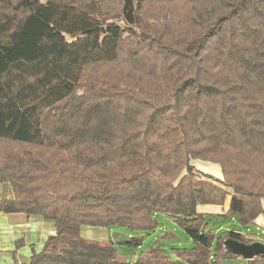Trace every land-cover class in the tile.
<instances>
[{
    "label": "trees",
    "instance_id": "trees-1",
    "mask_svg": "<svg viewBox=\"0 0 264 264\" xmlns=\"http://www.w3.org/2000/svg\"><path fill=\"white\" fill-rule=\"evenodd\" d=\"M146 5L165 11L147 17ZM120 60L129 80L84 82ZM0 139L32 149L3 157L0 183L14 197L0 212L55 225L29 264L240 257L224 240L254 239L212 231L197 206L229 196L224 216L242 228L263 213L264 0H0ZM157 213L192 241L176 260L152 247L129 262L113 242L80 236L84 226L149 232Z\"/></svg>",
    "mask_w": 264,
    "mask_h": 264
},
{
    "label": "rangeland",
    "instance_id": "rangeland-1",
    "mask_svg": "<svg viewBox=\"0 0 264 264\" xmlns=\"http://www.w3.org/2000/svg\"><path fill=\"white\" fill-rule=\"evenodd\" d=\"M115 4H110L109 8H111L112 12L114 11ZM165 9H159L157 5L151 6L146 5L142 11L144 15L147 17H153L154 14L164 13ZM170 11V10H169ZM125 63L123 61H119L112 66L105 67V69L95 68L86 73V77L84 78V82L87 84H95L98 85L99 82L102 83L105 79L110 80L111 82H117L119 79L129 80L131 77L126 73ZM32 151L30 146H25L19 143H9L3 139H0V165L3 162V157L7 155L14 154L15 156H19L20 158L27 157V153ZM192 165L194 166L196 171H201L203 173H207L212 175L215 178L223 179L221 174L217 173V165L213 163H208L204 166L202 163H199L197 160L192 161ZM208 167V168H207ZM207 168V169H206ZM197 175V172H196ZM0 186L2 188H10L11 193H14L10 183L1 182ZM11 200V199H9ZM206 218L207 226L214 232H225V231H236L239 229L237 219L234 221L232 217H225L224 215H204ZM156 221V227L149 231H135L127 228L112 226L110 228H105L109 230V239L106 242L111 241L114 243L116 249L125 257L129 262H134L142 252L147 251L152 247H159L165 251V253L172 259L176 260V251L182 249H189L192 246V241L189 236L184 232L182 227L179 225V222L175 219V217L170 216L168 214L157 213L154 215ZM251 231L253 233L257 232L255 227L252 226ZM100 230V229H98ZM98 232V231H97ZM101 232L103 228L101 227ZM258 234L261 237H264L263 234ZM130 237L140 239L141 243L137 247H129L124 242L128 240ZM261 237H255L254 239L261 240ZM231 259H223L222 264H230Z\"/></svg>",
    "mask_w": 264,
    "mask_h": 264
},
{
    "label": "crops",
    "instance_id": "crops-1",
    "mask_svg": "<svg viewBox=\"0 0 264 264\" xmlns=\"http://www.w3.org/2000/svg\"><path fill=\"white\" fill-rule=\"evenodd\" d=\"M206 166L205 164H203ZM217 169L219 168L216 166ZM208 168V167H207ZM206 168V169H207ZM220 174V170L218 172ZM13 199L10 188L0 186V201ZM230 197L227 196L223 204H203L197 206V211L203 215L222 216L228 209ZM263 213L258 215L247 227L239 229L236 232L249 235L252 239L264 235V198L261 199ZM234 221L236 217L231 216ZM254 226L257 232L253 233L251 227ZM100 229V230H98ZM98 231V232H97ZM101 227H82L80 236L84 239L106 242L109 239V230ZM55 233V225L51 220L43 219L39 216H27L25 213H4L0 212V264H29L32 251L40 252L46 238ZM254 241L264 242L261 240ZM230 264H248L247 260L236 257L230 258ZM219 260L218 264H222Z\"/></svg>",
    "mask_w": 264,
    "mask_h": 264
},
{
    "label": "water",
    "instance_id": "water-1",
    "mask_svg": "<svg viewBox=\"0 0 264 264\" xmlns=\"http://www.w3.org/2000/svg\"><path fill=\"white\" fill-rule=\"evenodd\" d=\"M223 245L228 252L236 254L245 260H252L264 255V243L261 241L244 243L233 238H227L224 240Z\"/></svg>",
    "mask_w": 264,
    "mask_h": 264
}]
</instances>
